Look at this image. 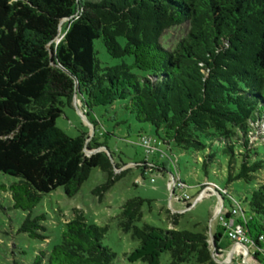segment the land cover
<instances>
[{"label": "trees", "instance_id": "obj_1", "mask_svg": "<svg viewBox=\"0 0 264 264\" xmlns=\"http://www.w3.org/2000/svg\"><path fill=\"white\" fill-rule=\"evenodd\" d=\"M183 23L186 34L168 46L164 33ZM96 40L122 63L101 68ZM99 89L110 103L94 106ZM75 95L84 99L87 119L94 107L122 101L121 111L153 127L158 148L170 150L172 144L183 153H199L207 149L201 136L217 141L226 159L218 166L227 172L225 199L246 215L247 234L260 246L264 185L256 180L264 171L258 150L264 147V0H0V174L14 179L0 191L10 195L13 210L27 213L18 233L32 240L51 238L46 213L33 215L44 196L61 188L73 198L93 169L106 175L102 192L127 173H115L124 165H113L110 153L111 158L103 151L87 156L86 150L107 151L95 133L70 137L57 126ZM88 121L95 132L98 123ZM143 137L138 134L139 141ZM208 149L205 172L216 162ZM149 166L137 165L158 169ZM235 182L247 187L239 198L229 189ZM151 203L129 199L116 218L119 229L138 242L141 261L154 264L168 253L170 264H217L212 240L218 249L220 234L209 241L203 233L153 227L143 221ZM177 217L171 214L170 224ZM63 226L59 241L40 251L33 264H114L116 253L103 246L107 227L89 224L78 210ZM260 262L256 256L254 264Z\"/></svg>", "mask_w": 264, "mask_h": 264}, {"label": "rangeland", "instance_id": "obj_2", "mask_svg": "<svg viewBox=\"0 0 264 264\" xmlns=\"http://www.w3.org/2000/svg\"><path fill=\"white\" fill-rule=\"evenodd\" d=\"M187 30V23L167 30L164 33L166 36L164 42L168 46H172L186 34ZM94 46L101 68L113 67L122 63V60L114 59L106 53L101 40H96ZM132 61L131 58L125 59L127 64H131ZM104 92L102 89L95 91L94 106L111 102ZM121 103L122 101H116L110 107H94L88 119L98 123L94 132L95 141L104 145L107 151L112 154V164L124 165L119 170L115 169V173L118 174L122 171L127 173L115 182L108 191L102 192L98 189L106 184V175L99 169H93L88 180L83 183L73 198L66 197L61 188L44 196L41 204L34 209L33 215L46 213L48 217L45 223L48 229L46 235H50L51 238L45 242L32 240L26 235L18 233L27 213L13 210L10 195L0 191V264H33L40 251L49 249L59 241L60 229L63 230V224L73 218L75 210L83 213L89 224L107 227L108 231L103 240V246L116 253L117 258L114 264H149L139 259L138 242L133 241L129 234L123 233L116 221L121 206L127 200L136 197L152 201L150 208L146 204L143 209V221L145 223L160 229L176 228L193 233H203L209 237L210 241V231L216 224L212 221V213L218 208V200L213 196H207L197 204H193L197 191L191 188L212 185L220 191L228 187L226 185L227 172L220 167L218 168L220 164H224L226 161L224 155L218 153L219 144L212 137L201 136L200 141L207 146L203 152L196 153L190 150L183 153L171 144L170 150L165 145H160L159 149L165 152L172 161L165 157L162 158L160 154L147 156L141 147L136 146L139 141L138 134L141 133L154 141L156 139L154 129L147 124L137 123L132 115L121 111L119 107ZM88 111L84 99L75 95L73 106L63 109V114L56 122L57 126L70 137L87 133V137L91 138L94 128L87 119ZM261 134L264 135V132ZM153 145L157 144L153 142ZM208 146L214 151L216 162L211 163L205 172L202 161L203 156L208 153ZM258 150L260 154H264V147H260ZM86 154L90 156V152ZM143 162L148 165L164 166L165 172L145 171L141 167H137ZM143 172H146L144 180L142 179ZM172 176H179L190 187L186 190V194L191 198L188 201L190 208L184 213L178 214L177 224L174 226L170 224L169 220L171 214H175L173 209L178 210L177 203L186 204L178 200L183 192L177 190L172 196ZM152 179L153 182H151ZM13 181V178L0 174V185H8ZM136 181H140V183L136 184ZM256 183L264 185V171L257 176ZM229 189L233 195L239 198L238 195L244 194L247 187L241 182H235L229 186ZM223 204V211L230 210L226 199ZM228 247L229 243L223 239L222 248L225 255L230 253V247ZM238 256L232 260L233 264H243ZM154 264H170L169 254H161Z\"/></svg>", "mask_w": 264, "mask_h": 264}, {"label": "built area", "instance_id": "obj_3", "mask_svg": "<svg viewBox=\"0 0 264 264\" xmlns=\"http://www.w3.org/2000/svg\"><path fill=\"white\" fill-rule=\"evenodd\" d=\"M138 143L144 150L146 155L160 154L162 158L165 157L171 160L165 152L153 145V141L151 138L143 137ZM172 163L174 165V162ZM151 182H153V179L151 180ZM139 183L140 181H136V184ZM202 186L204 187L201 189L195 201H198L203 196L207 195H215L219 200L222 199L224 201V199L228 196V192L225 189L218 191L212 185ZM187 188L188 185L184 181H182L179 176H172V196H174L177 190L183 192L181 193L178 200L185 203L188 208V201H190L191 198L185 192ZM217 194H219L220 197H218ZM216 218L218 223L222 227L226 238L230 242V253L227 255V257H224L220 252L212 249V255L216 262L233 264L232 260H235V256L239 255L238 257L243 261V264H254L256 256H259V258L261 259L260 264H264V234L258 237L260 246H256L247 234V231L245 229L247 218L239 207L235 206L230 210L223 211V206H221L218 210Z\"/></svg>", "mask_w": 264, "mask_h": 264}, {"label": "crops", "instance_id": "obj_4", "mask_svg": "<svg viewBox=\"0 0 264 264\" xmlns=\"http://www.w3.org/2000/svg\"><path fill=\"white\" fill-rule=\"evenodd\" d=\"M157 166H158V169H154V170H156V171H158V172H165V167L163 166V167H160L158 164H157ZM149 167H152V165L151 166H149ZM188 189H190V187L188 186V188L186 189V190H188ZM192 190H196L197 191V194H196V197H195V200L197 199V197H198V195H199V193H200V191H201V189H199V186H194V187H192L191 188ZM186 190H185V192H186ZM207 196H213V197H215V198H217L215 195H207ZM207 196H203L200 200H198V201H194V203L193 204H197V202H199V201H201L202 199H204L205 197H207ZM217 200H218V208L212 213V221H214L216 224H215V226L213 227V229H211V231H210V235H212L213 233H216V234H220V237L218 238V242H217V246H218V249L216 248V245L213 247V250H215V251H217V252H220L224 257H227V255H225L224 254V250H223V248H222V244H223V239H226V241L229 243V247H230V242H229V240L226 238V236H225V234H224V231H223V229H222V227L220 226V224L218 223V221H217V218H216V216H217V213H218V210H219V208L221 207V206H223V208H224V204H221V202H220V200L217 198ZM172 207V206H171ZM177 207H178V210H175V209H173V213H175V214H182V213H184V211L185 210H187V209H189L190 208V206L187 208V206L186 205H183V204H180V203H177ZM228 247V248H229ZM218 263V262H217ZM219 264H222V263H219Z\"/></svg>", "mask_w": 264, "mask_h": 264}, {"label": "water", "instance_id": "obj_5", "mask_svg": "<svg viewBox=\"0 0 264 264\" xmlns=\"http://www.w3.org/2000/svg\"><path fill=\"white\" fill-rule=\"evenodd\" d=\"M93 134H94V129H93ZM102 151H103V152H106V153L108 154V156L111 158L109 152L106 151L104 148H100V149H98V150H93V151H88V150H86L85 152H86V153L90 152V155H92V154H95V153H98V152H102ZM111 160H112V158H111ZM217 196L220 197L219 194H217ZM220 202H221V204H223V200H222V199H220ZM211 240H212V235H211ZM212 245H213V247L215 246L213 240H212ZM215 262H216V261H215Z\"/></svg>", "mask_w": 264, "mask_h": 264}]
</instances>
